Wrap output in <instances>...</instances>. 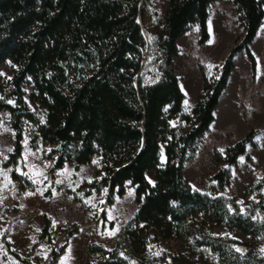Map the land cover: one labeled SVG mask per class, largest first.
Masks as SVG:
<instances>
[{"label": "trees", "instance_id": "obj_1", "mask_svg": "<svg viewBox=\"0 0 264 264\" xmlns=\"http://www.w3.org/2000/svg\"><path fill=\"white\" fill-rule=\"evenodd\" d=\"M215 1L164 0L162 25L153 33L144 25L149 0H0V69L6 61L13 65L8 80L0 73V110L9 112L14 131L13 149L3 163L11 177L22 186L29 184L15 170L26 134L32 149L53 146L48 155H56L52 171L66 163L78 170L98 159L99 180L84 186L97 192L108 187V204L124 196L128 185L134 186L137 210L121 236L128 254L144 255L159 238L207 248L219 264H264V252L256 243L245 242L247 250L240 253L234 239L211 234L225 227L264 240V220L254 218L253 211L242 212L232 198L194 190L184 176L185 162L209 132L237 52L245 51L255 74L249 45L260 27L264 29V0H232L243 34L215 75H203L196 103L185 113L173 65L177 40L195 26L198 43L209 40L207 21ZM28 83L34 108L25 99ZM177 118L185 122V130L171 124ZM262 132L264 128H250L217 153L210 180L228 187L229 167ZM148 171H153L154 184L147 179ZM263 186L264 177L247 192ZM252 209L264 213V200ZM4 246L20 264H30L8 241ZM64 248L49 264H57ZM109 255L115 261L106 264H125L117 248ZM172 259L190 264L178 254Z\"/></svg>", "mask_w": 264, "mask_h": 264}, {"label": "rangeland", "instance_id": "obj_2", "mask_svg": "<svg viewBox=\"0 0 264 264\" xmlns=\"http://www.w3.org/2000/svg\"><path fill=\"white\" fill-rule=\"evenodd\" d=\"M164 6V0H149L144 16V25L151 27L153 33L162 25ZM211 9L212 13L217 12L215 6L211 7ZM154 12H157V14H154ZM213 14L207 22L210 34L209 40L204 44H199L197 27H193L181 39V48L178 50V56L174 59L173 65L177 71L180 80L179 84L184 94L183 111L185 113H190L196 103L198 93L203 86V75L208 78L215 75L216 68L210 66L213 57L222 49L221 47L228 46L232 42L233 37H236L242 31L238 16H234L221 23V26H225L223 30L226 28L227 31L225 33L224 31L218 32L220 28H218V22ZM236 40L234 39L233 45ZM252 52L255 54L259 64H263V27L258 30L257 40L252 47ZM243 57L246 58L244 52L239 56V69H246L247 66L244 63L243 59L245 58ZM12 69L13 65L9 61L1 65L0 73L2 80H8L11 77ZM256 75V68L254 75L249 68L245 73V77L240 81L241 86L238 88V93L236 94V90L232 91L235 96L233 98L231 97L234 100L233 103H228L227 106V103H224L222 100L220 105H218L219 103L217 104L216 119L212 121L209 132L199 138L196 152L185 162L184 176L194 190L209 195L232 198L239 205L242 212L250 214L253 211L252 215L254 218L264 220V213L252 209L255 203L264 200V186L257 192H247L248 187L253 186L264 177V132L257 134L253 140L254 146L248 145L245 154L238 158L235 165L229 167L230 184L228 187L222 189L218 183L210 180V176L217 169V153H221L226 147L231 146L244 137L250 128H264V72L258 78ZM235 84L237 86L239 83L236 81ZM198 85H200L199 88ZM32 90L31 84L28 83L25 85V99L34 108L35 104L29 98V93ZM170 122L173 126H178L183 130L187 128L185 122L178 118L172 119ZM9 127V112L0 110V136H3L1 143L3 142V145L5 144L6 147L9 146V142L5 133L9 130ZM22 140L24 144L26 142L29 144V138L26 134L23 135ZM52 148L53 146L41 145L32 152L39 159H43L44 173L36 181V186L33 182H30L32 186L30 188L38 187L46 199L52 202L59 201L61 198L63 199V196L71 195L75 203L68 206L76 212L83 211L85 215H88L86 216V219L89 218L88 221L80 223V228L74 229L77 231L76 234H78L76 235L77 239L84 247L80 264H83L86 254L85 241L82 235L86 232L88 233L86 228L90 223H93L92 229L95 232H100L107 240L112 242L111 249L114 250L117 248V254L125 264H179L172 259L175 254L181 255L183 261L190 264H219L216 255L211 253L207 248L194 247L192 243L185 240L168 241L158 238L147 246L144 255L137 253L128 254V250L120 234L137 210V204L134 201V186L128 185L124 196H115L110 204L107 203L108 187L102 188L99 192L95 190L89 191L88 187L84 185L96 182L100 178L97 175V169L99 167L98 159H94L88 165L81 166L78 170L74 169L73 164L66 163L64 168L61 169L62 176H59L58 181H56L54 179L56 175L54 176L52 174L56 170L52 171V169H48V165L53 164L56 159V155L53 160L48 157L49 151ZM2 151H0V161L4 163L8 154L3 157ZM21 159L15 167V170L18 172H24L26 170L23 157ZM8 170L10 171L11 169L9 168ZM147 177L153 179V171H148ZM47 182L49 184L46 186L45 184ZM51 190H54V192ZM8 199H5L7 207L5 213L6 218L9 217L8 213H11L15 207V203L8 205ZM122 207L125 213L119 211ZM103 213L105 214L104 217H102ZM71 225L77 224L71 223ZM0 234H2L1 230ZM211 234L228 236L234 239L236 243L233 246L240 253H244L247 250L244 246L245 242L256 243L259 249L264 252V240H252L243 234L227 231L225 227L214 228L211 230ZM33 238L46 241L45 238L41 239L39 236L37 238L33 236ZM41 250V248L36 249L33 247L24 257L29 260L30 264H44L48 254L43 256L40 253Z\"/></svg>", "mask_w": 264, "mask_h": 264}, {"label": "crops", "instance_id": "obj_3", "mask_svg": "<svg viewBox=\"0 0 264 264\" xmlns=\"http://www.w3.org/2000/svg\"><path fill=\"white\" fill-rule=\"evenodd\" d=\"M213 6L217 8V12H213L214 14L212 13V9H211V7ZM211 7H210L211 10L209 12L208 21L212 14L215 15L216 20L218 22L217 24L218 28H220L218 32L224 31L225 33L227 30L226 28L223 30L225 26L224 25L221 26L222 25L221 23H223L224 20L233 18L234 16H238L235 5L233 4L232 0H216L211 5ZM187 33L188 31L178 38L177 40L178 50H180L181 48V45H180L181 39L184 36H186ZM242 34H243V29L241 32L237 34L236 37L238 38ZM257 35H258V32H257ZM257 35L255 36L252 43L249 45L251 52H252V47L255 44V41L257 40ZM236 37H233L232 42L228 46L226 45V46L221 47L222 49L217 52L215 57H213L211 61V65H210L212 68L218 69L222 65L225 57L227 56L230 50V47L233 45L232 43L234 39H237ZM242 52L245 53L244 50H241L237 52L235 56V66L229 76L227 86L223 90L219 98L218 105L222 103V100L224 101V103H227L226 104L227 106H228V103L229 104L233 103L234 100H232L231 97L233 98L235 96L233 95L232 91L236 90V94L238 93V88L241 86L240 81L242 80V78L245 77V73L247 72V70H249V68L251 70V63L249 59L247 58V56L246 58L243 57L245 58L243 59L244 63L247 65L246 69H239L238 61L240 59L239 56ZM252 54L256 60V70H257L256 76L258 78L264 72V63L259 64L258 60L256 59L255 54L253 52ZM236 81L239 83L237 84V86L235 84ZM200 85H198V88ZM217 109H218V106L216 107L214 111V120L216 119ZM210 127H211V124H210ZM5 134L7 135L9 146L6 147L5 144L3 145V142L1 143L3 136H0V151L3 150L2 151L3 157L7 156V154L9 155V153H11V150L13 149V146H14V131L12 130V128L9 127V130L6 131ZM28 145L29 144L27 142L24 144L23 140L21 141L22 157H23V161L25 162L24 166L26 170L24 172H18V171L16 172L22 175L23 177H25V179L28 181L29 184H25L24 186H22L23 183L21 184L18 181L14 180L11 177L10 171L8 170L9 168L4 167L2 164L3 162L0 161V219H4L3 222L0 221L1 222L0 230L2 231V234H0V264H20L19 261L14 256H12L6 251L5 246H4V241H8L10 243L11 249L16 251L21 257H24L25 254L29 253L33 249V247L36 249L41 248L42 250L41 252L40 251L39 252L43 254V256L47 255L50 250V243L48 241L46 242L43 240H36L33 238L32 235L37 234V233L38 234L44 233L50 227L68 229L65 248L62 251L57 264H80L81 258H82L81 256L83 255V251H84V247L81 244V242L77 239L76 235L78 234H76L77 231L74 229L80 228L79 227L80 223H83L84 221H88L89 218L86 219V216L88 215H85L83 211L76 212L75 210L71 209V207L68 206L70 204L72 205L73 203H75L74 199L72 203H65L62 198L59 201L56 200L52 202L46 199V197L43 195L42 191L38 189V187L30 188L32 187L30 182H33L35 186L37 185L36 181L43 175L44 168H43V162H42L43 159L41 158L39 159L34 153H32L34 149H32ZM161 160L162 161L164 160V155L161 156ZM61 169L56 170V172H52L54 176L56 175L54 178L56 181H58L57 180L58 177L62 176L63 174L61 173ZM146 176H147V173H146ZM147 179L149 180L151 184H154L155 178L150 179L147 177ZM48 184L49 183L47 182L45 185L47 186ZM51 191L54 192V190H51ZM18 196H22V198H18ZM6 198L12 199L15 203V207L12 209L11 213H8L9 217L7 218L5 215L6 209H7L6 204H5ZM119 206H121V204H119ZM31 207H36V208L32 214H28L26 210ZM119 211L125 213V211H123V207L119 209ZM27 215H29V217L32 219V222L30 225L29 236L25 237L20 231V225H21V221ZM71 223L73 224L75 223L77 225L72 226ZM225 230L242 234L241 232L237 230H231L228 228H225ZM122 235L123 234L121 232L120 236ZM41 239L43 238L41 237ZM96 247L106 252L104 253L95 252L93 249H95ZM112 250L113 249L106 250L100 244H95L94 246H88L85 243L86 254H85V259H84L83 264H85L86 262L87 255L109 254L110 251ZM30 256L32 255L30 254Z\"/></svg>", "mask_w": 264, "mask_h": 264}, {"label": "built area", "instance_id": "obj_4", "mask_svg": "<svg viewBox=\"0 0 264 264\" xmlns=\"http://www.w3.org/2000/svg\"><path fill=\"white\" fill-rule=\"evenodd\" d=\"M51 160L54 159V155L50 156ZM53 164L48 165V169H52ZM18 198H22V196H18ZM63 200L65 203H72L73 199L70 195L63 196ZM8 205H13L14 202L10 199L7 200ZM35 208H28L26 211L28 214H32L34 212ZM1 222L4 221V219H0ZM32 219L27 215L22 221L20 225V231L21 233L27 237L30 233V225H31ZM93 223H90L89 226L86 228V231L88 233L83 234L82 238L85 241L86 245L88 246H94L95 244L102 245L106 250L111 249L112 243L105 238L101 233L95 232L92 230ZM68 234V229L65 228H55L50 227L47 231L44 233H41L40 235L34 234V237L39 238H45L46 241L50 243V252L48 253V256L46 257V261L44 264H49L53 262V255L55 253H59L63 246L66 243V238ZM115 258L110 256L109 254H96V255H87L85 264H106L108 262H114Z\"/></svg>", "mask_w": 264, "mask_h": 264}, {"label": "water", "instance_id": "obj_5", "mask_svg": "<svg viewBox=\"0 0 264 264\" xmlns=\"http://www.w3.org/2000/svg\"><path fill=\"white\" fill-rule=\"evenodd\" d=\"M141 5H142V2H141ZM109 193H110V192H109V188H108V195H107V196H109Z\"/></svg>", "mask_w": 264, "mask_h": 264}, {"label": "bare ground", "instance_id": "obj_6", "mask_svg": "<svg viewBox=\"0 0 264 264\" xmlns=\"http://www.w3.org/2000/svg\"><path fill=\"white\" fill-rule=\"evenodd\" d=\"M195 80V79H194ZM194 83V82H193ZM196 83V82H195ZM85 227H87V226H85Z\"/></svg>", "mask_w": 264, "mask_h": 264}]
</instances>
